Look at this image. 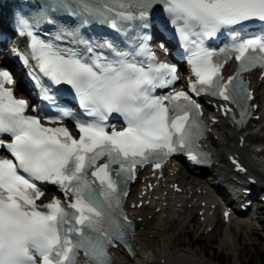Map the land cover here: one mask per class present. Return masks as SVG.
<instances>
[{
  "label": "snow or ice",
  "instance_id": "snow-or-ice-1",
  "mask_svg": "<svg viewBox=\"0 0 264 264\" xmlns=\"http://www.w3.org/2000/svg\"><path fill=\"white\" fill-rule=\"evenodd\" d=\"M157 5L188 54L195 77L189 92L236 106L241 122L248 114L252 94L241 74L255 68L264 71V35L244 37L237 30L255 22L264 25V0H44L37 14L19 18L30 41L27 55L16 54L25 66L38 69V74H29L45 99L54 103L44 78L68 85L94 119L75 121L78 139L67 127L43 126L40 117L25 115L27 102L6 87L15 83L14 74L0 68V152L10 156H0V264H75L80 252L85 264H111L109 248L128 247L132 223L122 206L137 166L158 169L177 154L194 164L207 162L197 147L205 131L200 104L185 91L153 94L176 83L175 65L157 62L143 42L133 51H121L110 41L85 39L79 28L61 27L47 40L34 32L41 23L55 25L59 14L79 18L80 27L96 22L122 33L125 25L139 21L147 28ZM222 30L231 32L232 43L219 53L205 47V41ZM69 38L85 53L58 43ZM97 48L109 50L112 58L97 53ZM144 52L147 64L135 59ZM233 57L238 69L225 80L221 69ZM113 113L124 119L121 130L112 126L109 131L106 120ZM69 115L61 111L59 117L45 119L62 124ZM37 182L57 186L64 202L53 197L38 206L36 201L45 193Z\"/></svg>",
  "mask_w": 264,
  "mask_h": 264
},
{
  "label": "bare ground",
  "instance_id": "bare-ground-1",
  "mask_svg": "<svg viewBox=\"0 0 264 264\" xmlns=\"http://www.w3.org/2000/svg\"><path fill=\"white\" fill-rule=\"evenodd\" d=\"M257 92L258 96L255 103L259 105V109L254 115H260L261 119L253 122L254 125L241 132L240 136L244 138L243 148L236 149L240 142V136L236 132L221 127H218V131L214 134L217 135L218 139L216 141L211 139L204 144L212 146L211 152L214 160L221 165L226 159H224L225 153L220 147L224 146L226 152L236 153L247 164L249 171L259 178V188L264 192V151L263 154L256 155L253 152L256 148L252 150L254 143L260 141L264 144V95L259 90ZM173 172L174 168H168L166 170V178H171L170 173ZM209 175L215 176L216 179H221L222 182L229 179V174L223 165L219 168H211ZM175 178L174 182L180 184L184 193L175 198L169 199L166 197L160 200L159 203L156 202L154 207H145L132 211L134 218L141 219L143 223V227L137 230L135 235L136 255L134 257H126L116 254L115 264H222V261H218L217 257L209 255L205 248L200 246L195 249L197 240L191 241L187 245L178 242L181 237H190L192 235V232L186 231V229L194 219L192 215L193 208L195 209L198 204L199 207L196 210V213H198L203 210L200 207L201 202H206L208 206L214 205L215 202L208 201L210 193L203 187L202 180L186 178L183 174H176ZM198 191L202 193L206 191V193L198 194ZM137 202L135 199L134 203ZM165 202L167 206L162 207L159 212H155L156 208ZM217 212L218 209L216 208L213 216L209 217L208 210L205 211L204 216L208 223L204 226L203 232L207 227H214L211 232L218 228ZM174 226H177L178 232L176 236L171 232ZM224 229L223 237L219 240L217 249L227 251L226 255L230 257L231 260L229 262H232L231 264H239V254L244 251L242 244L251 247L253 241H250V239L257 233L258 239H263L264 242V237L259 233L260 231L264 232V214H262L261 218L250 223L244 217L231 218L228 226H225ZM211 232L208 234H211ZM244 235L248 237L247 242L242 239ZM237 251H239V254Z\"/></svg>",
  "mask_w": 264,
  "mask_h": 264
},
{
  "label": "rangeland",
  "instance_id": "rangeland-1",
  "mask_svg": "<svg viewBox=\"0 0 264 264\" xmlns=\"http://www.w3.org/2000/svg\"><path fill=\"white\" fill-rule=\"evenodd\" d=\"M220 149L224 152L226 151L224 146L220 147ZM176 227L177 226H174L171 231L175 236L178 232ZM203 228L204 227H199V224L194 218L191 225L186 229V231H191L192 235L190 237H181L178 242L187 245L191 241L197 240L195 249L201 246L207 250V253L209 255H213V257L218 258V261H222V264H231L232 262H229L231 260L230 257L226 255L227 251L217 249V244L219 240L223 237L222 234L224 233L225 229L223 227H218L213 232H211V234L206 235L203 233ZM259 233L261 236L264 237V232L260 231ZM257 235L258 233L251 237L252 239H250V241H253L251 247L242 244V249L244 250L243 253L239 254V251H237L240 255L239 264H264V242L263 239H258ZM242 239L247 242V235L242 236Z\"/></svg>",
  "mask_w": 264,
  "mask_h": 264
}]
</instances>
